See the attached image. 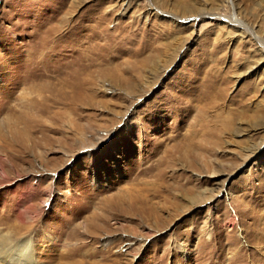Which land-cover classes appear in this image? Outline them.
<instances>
[{"label": "rangeland", "instance_id": "374dc122", "mask_svg": "<svg viewBox=\"0 0 264 264\" xmlns=\"http://www.w3.org/2000/svg\"><path fill=\"white\" fill-rule=\"evenodd\" d=\"M238 24L264 42V0H0V232L36 264H264Z\"/></svg>", "mask_w": 264, "mask_h": 264}, {"label": "bare ground", "instance_id": "6f19581e", "mask_svg": "<svg viewBox=\"0 0 264 264\" xmlns=\"http://www.w3.org/2000/svg\"><path fill=\"white\" fill-rule=\"evenodd\" d=\"M240 27L243 30V34H248L257 41L261 52L264 54V42L260 40L259 36L252 29L246 28L244 25H240ZM14 238L15 236L13 237L12 234L0 232V264H36L35 242L26 238L25 240H14Z\"/></svg>", "mask_w": 264, "mask_h": 264}]
</instances>
